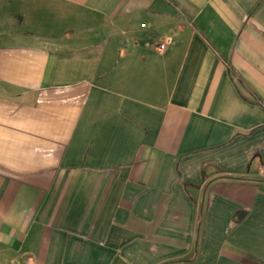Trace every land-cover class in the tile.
I'll return each mask as SVG.
<instances>
[{
	"label": "crops",
	"instance_id": "1",
	"mask_svg": "<svg viewBox=\"0 0 264 264\" xmlns=\"http://www.w3.org/2000/svg\"><path fill=\"white\" fill-rule=\"evenodd\" d=\"M0 264H264V0H0Z\"/></svg>",
	"mask_w": 264,
	"mask_h": 264
},
{
	"label": "built area",
	"instance_id": "2",
	"mask_svg": "<svg viewBox=\"0 0 264 264\" xmlns=\"http://www.w3.org/2000/svg\"><path fill=\"white\" fill-rule=\"evenodd\" d=\"M169 41H170V39L169 40H166V41L160 42L159 44H157V49L159 51L164 50L166 48V46H167V44H168Z\"/></svg>",
	"mask_w": 264,
	"mask_h": 264
}]
</instances>
